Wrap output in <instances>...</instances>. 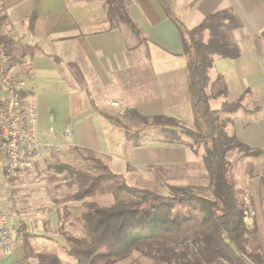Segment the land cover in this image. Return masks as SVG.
I'll use <instances>...</instances> for the list:
<instances>
[{"label":"crops","instance_id":"obj_1","mask_svg":"<svg viewBox=\"0 0 264 264\" xmlns=\"http://www.w3.org/2000/svg\"><path fill=\"white\" fill-rule=\"evenodd\" d=\"M123 2L140 35L125 24L111 27L103 0H2L7 53L16 61L11 70L20 67L16 76L27 77L36 86L32 100L37 107L40 138L63 146L58 153H66V159L73 157L76 148L86 150L117 174L139 169L150 173L156 166L187 163L193 150L183 146L152 142L130 148L124 130L107 117L122 122L130 117L127 111L134 110L147 118L172 117L192 128L194 95L187 85L182 34L208 15L230 11L242 24L232 31L241 51L237 59L215 60L209 76L211 80L217 74L224 76L227 96L211 107L219 109L222 103L239 100L241 108L230 115L228 130L242 144L261 151L259 156L243 161L252 171L250 178L244 179L248 184L246 197L250 196L253 209L257 205L262 208L264 196L261 192L260 198L258 187L262 188L264 181V38L260 36L264 0H168L174 21L156 0ZM68 63L79 67L85 91L75 83ZM112 102L119 107H112ZM130 121L134 123L131 131L142 129L135 118ZM66 129L71 132L67 142L60 136ZM37 163L31 170L22 171L19 180L38 170ZM5 189L0 188V212L9 215L12 252L8 256L0 253V264H25L21 246L25 234L32 253L73 263L65 252L62 224L68 216L79 218L80 202L65 200L66 194L57 202L56 193L51 195L47 189L45 195L34 189L19 193ZM99 196L91 201L101 206L113 204L112 196ZM263 211L258 208L257 212L262 215ZM261 219L264 229V216ZM261 226L255 217L252 228L264 250ZM114 264L153 261L130 255Z\"/></svg>","mask_w":264,"mask_h":264},{"label":"trees","instance_id":"obj_2","mask_svg":"<svg viewBox=\"0 0 264 264\" xmlns=\"http://www.w3.org/2000/svg\"><path fill=\"white\" fill-rule=\"evenodd\" d=\"M156 1L174 21L168 0ZM103 2L111 27L125 24L140 35L123 0ZM5 21L6 16L0 11V43L8 50ZM241 27L232 12L221 11L206 16L184 34L181 31L187 85L194 95L191 129L172 117L147 118L134 110L127 111L130 114L127 119L137 120L142 126L138 131L126 129L116 117H107L124 130L130 148L152 142L184 145V137L190 138L193 146L202 145L210 197L179 186H168L169 196L162 197L149 189L130 185L125 175L113 172L89 153L90 156L81 155L82 150L76 148L73 157L67 158L70 162L48 163V169L59 176L68 191L64 199L80 202L82 208L77 219L82 235H64L66 255L73 261L64 264H114L133 252L152 260L153 264H264L255 228L244 227V188L234 177L229 160L233 150L241 157L238 161L257 157L261 151L242 144L228 130L232 123L230 115L241 108L239 100L222 103L219 109L211 107L212 101L227 96V85L222 74L211 80L209 72L216 59L239 57L241 49L233 40L232 31ZM260 36L264 38V30ZM15 64L12 59L8 68ZM67 67L75 83L85 91L86 83L79 67L75 63H68ZM261 184L263 188L264 181ZM99 195L112 196L113 204L101 206L91 201ZM23 238L25 264H63L57 256L32 253L25 240L27 234Z\"/></svg>","mask_w":264,"mask_h":264},{"label":"built area","instance_id":"obj_3","mask_svg":"<svg viewBox=\"0 0 264 264\" xmlns=\"http://www.w3.org/2000/svg\"><path fill=\"white\" fill-rule=\"evenodd\" d=\"M11 61L0 43V188L10 185L9 182L22 171L31 170L36 161L63 150V146L40 138L37 107L32 100L36 86L27 77L11 75V68H8ZM110 105L119 107L117 102ZM60 136L65 142L69 141L70 129L62 131ZM243 215L245 229L251 230L253 213L245 208ZM11 252L9 215L0 212V253L8 256Z\"/></svg>","mask_w":264,"mask_h":264},{"label":"rangeland","instance_id":"obj_4","mask_svg":"<svg viewBox=\"0 0 264 264\" xmlns=\"http://www.w3.org/2000/svg\"><path fill=\"white\" fill-rule=\"evenodd\" d=\"M20 67H15L11 70V75H17ZM221 99V101H223ZM237 100H234L233 102H236ZM218 102L212 101L211 105L212 107H215ZM122 124L124 127L131 131L133 128V122H131L129 119L122 120ZM185 128L191 129V126L188 127V123H182ZM47 127H49V124L47 123ZM137 127H142L141 125H137ZM138 131V130H137ZM183 144L184 145H177V146H183L185 149L193 150L192 156H190L187 163H182L178 165H162V166H156L154 169H152V172H145L144 170L139 169V171H129L127 173H124L125 177L128 180V183L130 185H133L138 188H146L150 191L161 195L162 197L169 196V190L168 186H179L188 188L190 192L196 194L200 193L202 195L209 196L207 188L209 187V175L207 170L205 169L203 162H202V156L204 153V149L202 145L193 146V141L190 138L184 137L183 138ZM83 153L81 155L84 156H90L88 154V151L81 149ZM66 153L63 152H53L48 154L44 160L38 162L39 169L35 172H32L30 177H26V179L19 180V175L15 177L13 180H11L6 187V191L11 193L13 191L15 192H26L33 190H40L45 195L44 190L47 189V192L49 194L53 195L52 193H56V196L54 198L55 201L61 202L63 196L68 193L67 189L63 186V184L59 181V176L52 173L51 170L48 169V163H53L54 161L68 163L70 162L68 159H66ZM53 155V156H52ZM239 154L236 152V150H233L229 155V160L233 165V173L234 177H239V185H243V199L245 203V208L247 210L251 211L253 213V217H256V221L258 222L259 226L262 224L261 217L264 216V211L262 212V215H259L258 208L264 210V202H262V208L260 206H256V208H252L251 206V200L250 196L246 197L247 189V181L244 179H248V170L251 171V165L247 162H241L238 161L240 158L238 156ZM192 157V158H191ZM249 159H252L249 158ZM241 160V159H240ZM248 159L246 158L245 161ZM73 166L79 167L80 165H76L75 163H70ZM81 168V167H80ZM158 174V178L155 176ZM252 174V171L250 175ZM24 177V176H23ZM261 184V183H260ZM246 189V190H245ZM260 191V198H261V192L264 194V189L260 186L258 187ZM3 191V189H1ZM57 190V191H56ZM51 191V192H50ZM55 191V192H54ZM258 191V190H257ZM251 192V191H250ZM17 193V194H18ZM257 193V192H256ZM255 195V194H254ZM100 197V196H99ZM58 198V199H57ZM98 197H95L97 201ZM256 199V196L254 197ZM60 199V200H59ZM105 199L101 198L99 200L103 201ZM261 200V199H260ZM257 204V200H256ZM178 211H180L179 207L176 208ZM182 211V210H181ZM261 214V213H260ZM254 218L253 223H254ZM81 227L77 219L75 217L68 216L64 219V223L62 224V230L64 232V235H80ZM61 231V229H60ZM262 233V234H261ZM260 234L264 235V229L262 226L260 227ZM259 238V236H258ZM264 239V237H261ZM262 252L264 253V250L262 249ZM131 255H139L137 252H133Z\"/></svg>","mask_w":264,"mask_h":264}]
</instances>
